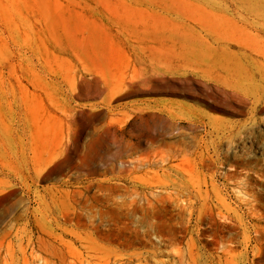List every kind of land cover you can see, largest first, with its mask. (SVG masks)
I'll return each instance as SVG.
<instances>
[{
    "label": "rangeland",
    "instance_id": "rangeland-1",
    "mask_svg": "<svg viewBox=\"0 0 264 264\" xmlns=\"http://www.w3.org/2000/svg\"><path fill=\"white\" fill-rule=\"evenodd\" d=\"M243 9L264 0H0V264H74L107 180L121 217L95 263H171L193 238L264 264V47L220 27Z\"/></svg>",
    "mask_w": 264,
    "mask_h": 264
},
{
    "label": "bare ground",
    "instance_id": "bare-ground-1",
    "mask_svg": "<svg viewBox=\"0 0 264 264\" xmlns=\"http://www.w3.org/2000/svg\"><path fill=\"white\" fill-rule=\"evenodd\" d=\"M234 14L236 16L232 20H227L225 18L220 19V27L226 26V25L229 27H235V28L241 27L243 29V31L246 33L245 36L250 43H252V44L254 43L257 46L264 47V11L257 10V9H243V10L237 11ZM221 48L225 52L229 53L228 52V50H229V44L228 43L222 44ZM251 48H253V47L251 46ZM251 50H253V49H251ZM250 52H252V51H250ZM244 55H245V53H244ZM246 56L254 59L255 60L254 66L256 67V69L264 72V60L263 59L261 61H259L260 59H256V58L252 57L251 55H246ZM51 104H53V103H51ZM54 111L63 113L66 117V112H67L66 109H62V108H59V107H56L53 105L51 110H46V116L44 117L46 119V121H48L47 119L49 118L50 112H54ZM59 118H60V116H59ZM66 119H68V118H66ZM62 120H61V122H62ZM67 126H68V131H69L70 136L68 137V140H67L66 145H65V147H66L65 153L67 155V158L66 157L65 158H66V161L73 162V160H75L76 157H80L79 153H81V152H79L80 148L78 149V145L76 144V141H74L75 143H72V116H71L70 120H68ZM49 141L50 140H47L45 143H50ZM52 144H54V143H52ZM58 145H60V142ZM29 148H30V146H29ZM57 149H59V148H57ZM23 157H24V155H23ZM21 159H22V157H21ZM22 160H20V161H22ZM27 160L28 159L26 157H24V160H23L24 163H27ZM145 163L147 165H149L150 160L146 159ZM69 164H71V163H69ZM27 165H28V163H27ZM136 169H138V167ZM97 184H98L97 187H95V190L92 192L93 199L96 201H101L104 204L103 207L107 209L106 211H104L105 218H104V221H102L99 226L95 227V229H93L89 232H85V233H81L80 231L74 232V239L85 250L84 255L80 254L79 256H76V259L73 262L74 264H97L93 260L96 258L97 252L99 250L103 249V245L100 244V242H104V241L109 242L110 239L113 238L112 233L115 232V229H111V226L114 225L115 227H117V222L120 220L119 216L121 217V215L117 214L118 210L120 209V206H119L120 204L117 200V198H119L120 192H121L120 182H117V181L112 182L110 180H107L105 182L102 181V182H99ZM93 186H95V185H93ZM93 189H94V187L89 185V186L83 187V191H78L77 193L79 195L85 196L87 193H90ZM4 194H6V192ZM142 199H143L142 205H150L151 204V199L148 196L143 197ZM135 202L136 201H134V203ZM132 203H133V201H132ZM134 205L135 204H133V206ZM130 206H132V204ZM137 207H139V206H135L134 208H137ZM109 211L113 212L114 215H109ZM112 216H115V218ZM83 234H84V236H83ZM221 237H224V236H221ZM230 239H231V237H230ZM53 240H55L52 242L53 244H57L58 246H61L60 244H58L57 238H54ZM50 241H52V240H50ZM219 242H220V240H219ZM53 247H54L53 251L55 254L58 251H60V250L56 249L55 246H53ZM225 248H226V251H225V255L223 257L218 256V255L217 256L209 255V256L205 257V256H202L199 254V250L197 249V247L195 245V239L190 238L189 241L187 242L186 246H185V249L176 252L175 255L173 256L175 258V261H172L171 263H167V264H233L232 258L230 256L231 245L230 244L227 245V243H226ZM222 249H224V248H222ZM59 262H60V264H66V263L68 264L66 259H60ZM46 264H57V263L51 260L50 262H47ZM107 264H109V263H107ZM111 264H132V263H130V261L127 260L124 262H116V263H111ZM163 264H166V263H163Z\"/></svg>",
    "mask_w": 264,
    "mask_h": 264
}]
</instances>
